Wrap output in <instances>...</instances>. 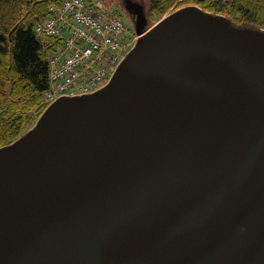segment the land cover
<instances>
[{"label": "water", "instance_id": "95a60500", "mask_svg": "<svg viewBox=\"0 0 264 264\" xmlns=\"http://www.w3.org/2000/svg\"><path fill=\"white\" fill-rule=\"evenodd\" d=\"M122 2L108 81L0 146V264H264V28Z\"/></svg>", "mask_w": 264, "mask_h": 264}, {"label": "trees", "instance_id": "16d2710c", "mask_svg": "<svg viewBox=\"0 0 264 264\" xmlns=\"http://www.w3.org/2000/svg\"><path fill=\"white\" fill-rule=\"evenodd\" d=\"M53 1L59 0H0V146L23 134L44 108L37 105L50 85L48 58L58 43L35 26ZM185 4L264 28V0H146L150 16Z\"/></svg>", "mask_w": 264, "mask_h": 264}, {"label": "built area", "instance_id": "2783aa9c", "mask_svg": "<svg viewBox=\"0 0 264 264\" xmlns=\"http://www.w3.org/2000/svg\"><path fill=\"white\" fill-rule=\"evenodd\" d=\"M48 10L35 31L52 37L58 46L48 59L50 85L42 94V104L102 85L120 52L136 38L121 17L87 0L54 1Z\"/></svg>", "mask_w": 264, "mask_h": 264}, {"label": "rangeland", "instance_id": "374dc122", "mask_svg": "<svg viewBox=\"0 0 264 264\" xmlns=\"http://www.w3.org/2000/svg\"><path fill=\"white\" fill-rule=\"evenodd\" d=\"M87 1L90 4L100 8L101 10L106 12L107 14L115 13L116 15L120 16L121 18H123L125 20L126 25L129 28H131L133 32H136L135 25H133L134 19H133L131 13H129L125 9V7H123L124 5H123L122 0H87ZM136 1L140 2L143 5V7L145 8V13L147 16V27L152 26L157 20H159L162 16H164L165 13L169 12V11H167V12L163 13L162 15L150 16L148 14V11H147L146 0H136ZM248 26H254V25H248ZM254 27H256V26H254ZM258 28H260V27H258ZM127 51H128V49H126L123 54H125ZM115 67H116V63L110 66L111 72L114 70ZM39 105H40V103L37 106H39ZM37 106L35 108H37Z\"/></svg>", "mask_w": 264, "mask_h": 264}, {"label": "flooded vegetation", "instance_id": "af4514ba", "mask_svg": "<svg viewBox=\"0 0 264 264\" xmlns=\"http://www.w3.org/2000/svg\"><path fill=\"white\" fill-rule=\"evenodd\" d=\"M131 15H132L133 19H135L136 15L133 12H132Z\"/></svg>", "mask_w": 264, "mask_h": 264}]
</instances>
